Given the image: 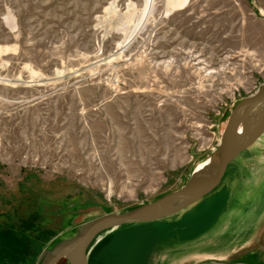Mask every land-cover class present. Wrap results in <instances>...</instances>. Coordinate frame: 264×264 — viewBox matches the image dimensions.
I'll use <instances>...</instances> for the list:
<instances>
[{"label": "rangeland", "instance_id": "1", "mask_svg": "<svg viewBox=\"0 0 264 264\" xmlns=\"http://www.w3.org/2000/svg\"><path fill=\"white\" fill-rule=\"evenodd\" d=\"M263 82L264 0H0V237L17 248L12 264H37L94 210L182 187ZM257 160L232 183L229 230L264 209ZM126 228L105 243L111 264H149L151 233Z\"/></svg>", "mask_w": 264, "mask_h": 264}, {"label": "water", "instance_id": "2", "mask_svg": "<svg viewBox=\"0 0 264 264\" xmlns=\"http://www.w3.org/2000/svg\"><path fill=\"white\" fill-rule=\"evenodd\" d=\"M262 154L264 82L255 93L240 99L231 107L213 156L205 160L209 164L201 170L197 167L182 187L123 212L101 210L98 215L97 210L90 212L91 217L81 223L73 235L44 250L37 264H59L62 261L68 264H89L91 252L109 234L126 226L172 220L201 204L210 195L216 197L223 193V197H219L230 200L233 208L235 199L232 195V183L242 184L250 180L238 176L240 161L244 163L248 160L253 167L252 163L259 164L257 156H264ZM249 256L264 259V209L231 255L225 259L216 256L211 259L228 262Z\"/></svg>", "mask_w": 264, "mask_h": 264}, {"label": "crops", "instance_id": "3", "mask_svg": "<svg viewBox=\"0 0 264 264\" xmlns=\"http://www.w3.org/2000/svg\"><path fill=\"white\" fill-rule=\"evenodd\" d=\"M259 167L263 168V166ZM256 168L238 169V176L251 180ZM210 200V206L204 209L201 208L203 207L200 206L201 204H198L172 220L141 226L148 230L147 233H151V242L148 244L147 251L153 253L149 258V264H264V259L254 256L228 262H217L211 259L213 256L225 259L231 255L244 239L253 222L241 232L236 229H227V226L223 225L227 218L231 217L230 220H232L238 217L233 212L234 205L232 208L230 200H222L219 196ZM218 207L221 208L220 213L214 211ZM221 224L223 227L214 233V229ZM240 224L237 226L240 227ZM128 229H137V226ZM163 245L171 246V249L164 254L159 253Z\"/></svg>", "mask_w": 264, "mask_h": 264}, {"label": "trees", "instance_id": "4", "mask_svg": "<svg viewBox=\"0 0 264 264\" xmlns=\"http://www.w3.org/2000/svg\"><path fill=\"white\" fill-rule=\"evenodd\" d=\"M144 225L146 224L134 225V226L141 227ZM130 227L132 226H128L125 230H127ZM117 233H118V230L109 234L93 249L90 255L89 264H111L110 260L112 259L110 257V253L108 250L104 248H105V243H107V241H109L112 238V236L116 235ZM24 241H26V242H23L24 246L26 247L27 246L26 243L28 241L27 240H24ZM15 251H17V248L15 247V245L13 246L5 245V238L0 237V264H12V261L15 260L16 256L18 255V253ZM32 252L30 251L26 252V248H25L23 256L24 257H27V256L31 257V255L36 256L35 252L34 253ZM112 264H115V263L113 262Z\"/></svg>", "mask_w": 264, "mask_h": 264}, {"label": "bare ground", "instance_id": "5", "mask_svg": "<svg viewBox=\"0 0 264 264\" xmlns=\"http://www.w3.org/2000/svg\"><path fill=\"white\" fill-rule=\"evenodd\" d=\"M209 164V162H203V163H201L199 166H198V170H201L202 168H204L206 165H208Z\"/></svg>", "mask_w": 264, "mask_h": 264}]
</instances>
